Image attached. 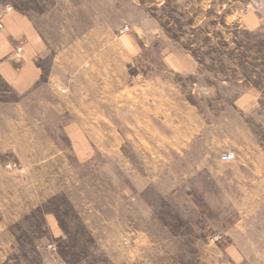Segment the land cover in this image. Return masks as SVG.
Listing matches in <instances>:
<instances>
[{
  "label": "rangeland",
  "instance_id": "obj_1",
  "mask_svg": "<svg viewBox=\"0 0 264 264\" xmlns=\"http://www.w3.org/2000/svg\"><path fill=\"white\" fill-rule=\"evenodd\" d=\"M114 1L109 8L103 0H0L1 29L10 15L20 18L15 66L24 63V39L34 40L40 70L27 91L0 73V264H228L219 252L225 238L216 231L217 209L225 206L204 205L202 174L191 181L187 172L200 157H162L161 172L151 171L132 147L122 158L121 101L128 94L122 89L136 82L138 71L130 68L123 83L113 45L114 91L107 94L106 46L89 42L97 18L115 27L124 23L128 8ZM164 31L201 56L199 30ZM210 36L238 38L237 63L247 74L238 82L227 61L232 50L211 43L204 51L211 53V84L225 79L220 92L227 99L250 82L262 87L260 33L229 25L211 29ZM251 51L258 61L249 63ZM92 103L100 108L95 126L88 123ZM75 120L87 121L76 134L68 129ZM257 122L264 144V109ZM90 135L97 146L86 141Z\"/></svg>",
  "mask_w": 264,
  "mask_h": 264
},
{
  "label": "crops",
  "instance_id": "obj_2",
  "mask_svg": "<svg viewBox=\"0 0 264 264\" xmlns=\"http://www.w3.org/2000/svg\"><path fill=\"white\" fill-rule=\"evenodd\" d=\"M103 2L109 8L117 3ZM122 4L128 8L124 23L115 27L97 18L91 26L92 31L97 30L96 36L89 41L106 46L105 58L101 59L107 64L104 74L107 94L114 91L110 81L114 75L108 64L114 60L113 45L119 50L116 61L123 83L130 68L138 71L136 82L128 90L122 89L123 94L128 92L121 101L122 158H128L125 149L132 147L134 155L153 167L151 171L161 172L162 157L199 156L187 172L192 174L191 181L196 178L194 174H202L199 187L204 205L225 206L217 209L222 215L216 230L225 238L219 249L225 262L264 264V144L255 127L259 112L264 109V81L262 87L250 82L227 99L220 92L225 79L217 78L216 83H210L211 53H204L211 43L227 44L224 50L230 48L233 56L227 61L242 78L238 82H242L247 74L241 73V65L237 63L238 38L214 39L210 36L211 29L234 25L260 33L264 57V0H124ZM19 21L18 16L10 15L4 28H0V73L17 90L27 91L40 77L34 51L38 42L24 39L23 45L28 48L24 63L17 68L14 62L19 54H14V45L20 39ZM176 21L185 24L176 25ZM127 25L131 32L119 34V29ZM176 27L200 31L201 41L196 44L201 56L181 49L179 42L164 31ZM225 56L218 54L223 61ZM247 59L249 63L258 61L252 51ZM90 109L88 123L95 126L100 108L92 103ZM82 123L86 125L87 121L75 120L69 131L80 133ZM85 139L97 146V138L90 135ZM228 151L234 152L235 160L220 159Z\"/></svg>",
  "mask_w": 264,
  "mask_h": 264
},
{
  "label": "built area",
  "instance_id": "obj_3",
  "mask_svg": "<svg viewBox=\"0 0 264 264\" xmlns=\"http://www.w3.org/2000/svg\"><path fill=\"white\" fill-rule=\"evenodd\" d=\"M129 31L128 26H123L122 28L119 29L118 33L122 34L124 32ZM220 159L226 162H230L235 160V154L234 152L228 151L220 155Z\"/></svg>",
  "mask_w": 264,
  "mask_h": 264
}]
</instances>
